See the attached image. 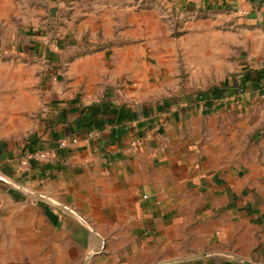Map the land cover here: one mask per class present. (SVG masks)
I'll list each match as a JSON object with an SVG mask.
<instances>
[{"label":"crops","instance_id":"crops-1","mask_svg":"<svg viewBox=\"0 0 264 264\" xmlns=\"http://www.w3.org/2000/svg\"><path fill=\"white\" fill-rule=\"evenodd\" d=\"M54 2L0 0V58L29 55L53 74L25 138L0 135V264H264V156L247 145L264 121V59L198 96L144 103L137 98L161 93L147 46L105 42L148 40L132 35L145 32L149 13L118 0L73 7L77 30L101 45L66 63L59 45L82 37L55 36L56 45L37 30L41 15L52 23L68 13ZM166 5L241 17L261 48L264 0ZM119 10L132 26L126 36H113ZM220 115L223 124H207ZM29 151L48 158L22 170Z\"/></svg>","mask_w":264,"mask_h":264},{"label":"rangeland","instance_id":"rangeland-1","mask_svg":"<svg viewBox=\"0 0 264 264\" xmlns=\"http://www.w3.org/2000/svg\"><path fill=\"white\" fill-rule=\"evenodd\" d=\"M60 1L66 2L65 11L68 13H64V19L55 17L50 23L48 14L41 15L37 30L42 36L54 38L56 45L59 40L55 36L82 37V41L76 46L63 42L59 45L61 52L66 55L64 61L69 63L77 57L94 52L101 44L88 42V36L91 35L84 27L81 32L77 30L80 18L77 20L69 18L74 12L73 7H83L91 4L89 2L93 0H55L54 3L58 4ZM118 1L131 3L135 12H148L150 17L145 32L138 27L132 35L148 36V40L145 38L105 42L108 47L111 44L123 43H141L147 46V59L151 63L149 80L160 88L161 93L142 98L136 97L141 102L154 103L171 94L196 93L198 96L199 92L220 86L227 77L241 73V68L257 70L264 59L262 34L259 35L261 37H257L259 43L262 42L261 48H253L256 38L243 31L245 29L252 31L253 26L242 22L241 17L229 16L222 9L194 11L188 8L173 11L166 5L171 0ZM161 3L164 5L162 6ZM68 21L71 23L68 24ZM94 22L92 34L101 36L100 30H95ZM116 22L119 33L115 32L118 35L113 36H126L128 29L132 28L126 10H119ZM37 30H32L31 34ZM61 41L63 40H60V43ZM66 65L60 68L65 69ZM52 76L46 66L29 55L0 58V135L2 137L9 140L25 138L41 106L40 98L45 90L43 81H47ZM259 99V108L264 112L263 93ZM224 119L221 115L213 116L207 119V124L216 127L223 124ZM251 143L260 146L264 156V121L247 137V145Z\"/></svg>","mask_w":264,"mask_h":264},{"label":"built area","instance_id":"built-area-1","mask_svg":"<svg viewBox=\"0 0 264 264\" xmlns=\"http://www.w3.org/2000/svg\"><path fill=\"white\" fill-rule=\"evenodd\" d=\"M241 91V89H240ZM264 95V92H263ZM98 136V133L93 131L90 132L88 137L94 139ZM75 141V140H73ZM62 146L65 145V142L60 143ZM48 158V153L44 151H29L24 154L20 160V165L22 170H29L34 162H40Z\"/></svg>","mask_w":264,"mask_h":264},{"label":"trees","instance_id":"trees-1","mask_svg":"<svg viewBox=\"0 0 264 264\" xmlns=\"http://www.w3.org/2000/svg\"><path fill=\"white\" fill-rule=\"evenodd\" d=\"M247 25H248V24H247ZM249 26H251V25H249ZM260 72H262V71H260ZM260 72H259V73H260Z\"/></svg>","mask_w":264,"mask_h":264}]
</instances>
